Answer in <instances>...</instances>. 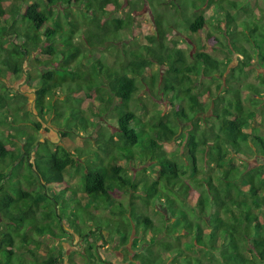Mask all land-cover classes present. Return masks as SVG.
I'll return each instance as SVG.
<instances>
[{
	"label": "trees",
	"instance_id": "16d2710c",
	"mask_svg": "<svg viewBox=\"0 0 264 264\" xmlns=\"http://www.w3.org/2000/svg\"><path fill=\"white\" fill-rule=\"evenodd\" d=\"M210 1L225 23L235 26L225 40L232 49L223 47L242 57L229 70L221 94L211 93L209 86L200 92L197 79L199 72L222 77L221 62L199 44L195 53L177 42L169 45L163 31L166 20L155 23L156 33L146 36V43L130 49L116 37L130 30L131 15L105 14L109 5L119 7L117 0H0V220L7 224L0 230V264H63L39 240L31 245L25 233L65 237L64 220L87 245V264H110L90 240L102 235L103 226L109 234H122L123 240L131 231L143 234L132 242L136 254L129 264H155L163 255L169 264H264V164H248L264 157V135L247 131L257 119L264 122V102L257 100L260 88L249 85V93L243 94L231 85L236 72L245 75L253 65L251 57L264 68V21L238 23L222 2ZM191 13L184 18L185 31L210 38L206 18ZM246 22L251 23L250 35L259 39L250 41L236 32ZM81 28L87 45L79 46L75 37ZM219 36L223 38V31ZM103 41L106 45L99 51ZM240 41L251 46L252 54L238 46ZM113 52L108 63L104 54ZM9 78L25 79L33 89L37 114L54 119L59 138L94 130L93 148L77 147L71 153L61 143L42 141L40 122L27 119L33 115L26 109L27 98L10 92ZM257 78L263 86L264 76ZM145 79L154 96L167 100L168 112L152 111L148 119L136 114L143 104L136 96ZM77 93L89 101L85 113ZM181 123H188L183 131ZM179 128L180 144L166 152L163 138L175 136ZM122 161L156 166L149 169L157 194L151 195L145 180L128 182ZM67 169L78 179L82 202L70 188L58 189ZM129 191L133 193L125 207L115 194ZM134 200L145 208L158 202L157 223ZM72 205L75 211L67 210ZM96 220L100 224L93 226ZM171 243L177 244L175 249Z\"/></svg>",
	"mask_w": 264,
	"mask_h": 264
},
{
	"label": "rangeland",
	"instance_id": "374dc122",
	"mask_svg": "<svg viewBox=\"0 0 264 264\" xmlns=\"http://www.w3.org/2000/svg\"><path fill=\"white\" fill-rule=\"evenodd\" d=\"M119 3V7L113 8V6L109 5L106 9V17H116V18H124L126 15L130 14L133 20V25L130 28L128 32H120L118 33L116 38H119V40H122L126 47H129L130 49L135 48L137 45V42L139 44L146 43V36L148 35H154L156 33L155 31V23L157 22H164L163 24V31L165 36V41L169 45H173L174 42H177V46L181 47L183 50H185L188 53H195L198 49V44L202 46V49L206 51L208 54H210L213 58L221 62L220 69L225 70V74L221 77L217 73L213 74L212 76H207L204 73L199 72L198 80L199 83V91L203 92L205 90L206 86H209L210 92L213 94H221V92H224L226 89V86L224 84V80L229 74V70L231 68H234L238 64V60H242V57L237 55L235 52L232 54L227 53V48L232 49L231 42L228 41V45H226L225 40L228 38V36L231 35V32L229 31L230 28L235 29L234 25L229 22L225 23V17L222 12L216 13L214 6L211 4L210 0H117ZM216 3L222 2L224 6L228 9L229 13L235 18V20L240 23V21H258V23L261 25V21H264V0H214ZM204 2V3H203ZM201 3H203L201 5ZM231 3H236V7H243L245 8V12L241 9H234L231 8ZM198 10L197 12H194L195 9ZM61 9V8H59ZM193 14H199L201 13L206 18V24L208 31L207 34H210V38H205L204 35L200 36L198 34H190L185 31V23L184 18L188 16L191 18L192 13ZM216 14V15H214ZM244 19V20H243ZM187 23V22H186ZM250 22H246L243 24L238 25L237 27V33L240 34V36H246L247 39L250 41L252 38L259 39L256 35H250ZM222 27V29L220 28ZM217 28H220L217 30ZM220 31V33H219ZM223 31V38L219 35ZM84 28H81L77 36L75 37V43L77 45L85 44L87 45L85 41V35ZM229 34V35H228ZM237 35H233L234 38H236ZM118 40V39H116ZM203 40V41H202ZM217 40H221L223 45H220L217 43ZM238 44V43H237ZM106 45L105 41L102 42L101 45H97V49L102 50ZM96 46V44H95ZM227 47L226 50L224 47ZM238 46H243L246 48V51L250 54H252V48L246 41H240ZM126 47L124 49H126ZM127 50V49H126ZM100 54V53H99ZM113 53L104 54L105 60L110 63L112 61ZM35 56V55H34ZM114 57V55H113ZM41 60H44L45 57L40 56ZM86 62H90L91 59L88 57L85 60ZM250 62L253 64L251 67L247 68L245 75L236 74L234 77L236 78L235 81L231 82V85L235 88H239L244 93H249L248 86H256L257 88L261 89V95L257 99L259 101L264 102V85L260 86L258 84V78L257 76L262 74L264 76V68H261L257 65L255 60H251ZM159 68L158 66H154L153 69L157 70ZM144 76H148L146 73ZM147 78V77H145ZM25 79L22 78L20 80H14L9 78L6 80L7 85L10 92L12 94L16 93V91L23 93L27 98V105L26 109L30 112H32L33 115H29L27 119L29 120H35L40 122V130L39 133L41 135L42 141H50L54 144L61 143L65 148H67L71 153L73 150L77 147L82 148H93V138L95 136L94 130H88L87 132L79 130V131H72L69 133L68 137H65L63 139L59 138L58 129L56 128L54 119L51 118L50 115H47L43 118L39 117L37 114V110L35 109V96L33 94V89H31L29 86H27L24 82ZM33 84H36V81L33 82ZM139 92L136 96L138 99H140L139 103H143L139 105V112L136 111V114H139L142 118L148 119L152 113V111L160 110L164 112L169 111L168 102L165 98L162 96H154L152 93H156L154 90L152 92L149 91V82L145 79L140 83L139 86ZM150 92V93H149ZM204 96L202 97L203 102H206L208 93L204 91ZM97 93V92H96ZM252 94L253 92L250 91ZM77 95L82 98L81 103V110L85 113L87 105L89 104V101L83 98V95L80 93ZM81 95V96H80ZM144 105V107H143ZM135 114V113H134ZM201 116H205L204 114ZM90 119L92 121L97 122V118L91 117ZM182 125V131L184 128L188 125V123H181ZM180 131L181 128H179V131L175 136H167L166 138H163L162 144L163 149L166 152H170L173 150H176L178 145L180 144ZM248 132L252 134H258V135H264V122H261V119H257L252 123V127L247 130ZM128 158V157H127ZM234 162L236 164H240L239 160L234 159ZM248 164L251 166L257 165V164H264V157L262 158H252L248 160ZM121 165L123 166L126 180L129 182L128 179H135V180H145L150 185V191H152V196L157 194V185L154 180V176L151 173V170L149 168H152L153 170H156L157 167L154 165H151L150 163H145L143 165L140 164H127L126 161H122ZM72 170L67 169L65 171V181L64 184L58 187V189L66 186L73 190L74 197L79 199L81 202L85 200V197L83 196V193L79 189L78 186V179L75 174L71 173ZM133 191H129L128 194L124 193H116L115 198L118 202L122 203L123 206L127 207V204L130 203V198L132 196ZM155 196V195H154ZM134 205L138 208V210L141 213H144L147 216H151V219L154 221V223H157L158 218L154 215V210L158 211L159 204L158 202H155L153 204H149L147 208L144 207V205L134 200ZM155 206V207H154ZM74 205L68 207L67 210L70 209V211L74 210ZM37 218L41 217V215H36ZM97 219V218H96ZM95 223H98V220H96L94 223H91L93 226H95ZM104 225H108L106 221H103ZM7 224L3 223L0 220V230H4V227H6ZM90 226V225H89ZM79 228H82L81 225H78ZM55 232L61 233L58 231L56 227ZM86 228V227H85ZM62 229H63V236L65 237H56L55 239H50L48 237H37L34 232L29 231L26 234L27 241L32 245V243L35 240H39L40 243L44 244L48 249L54 250L55 254H59L62 257L63 264H87V256L85 249L87 245L84 243L83 240H81L78 235L76 234V230L74 227H72L69 224V220H64L62 223ZM103 233L101 236H96V238H90L91 241H93L96 244V247H98V253L100 255V258L103 260L108 261L110 264H129L130 260L133 259L134 255L136 254V250H134V247L132 246L133 240L136 239H142V233H133L131 231V236L126 240H123L122 234L114 233V235L107 233L108 228L106 226H103ZM115 230V228H114ZM150 239L151 237L149 235L145 236V239ZM146 241V240H145ZM146 243V242H145ZM18 244V242L16 243ZM143 243L140 242L138 244V248L141 247ZM178 245H181V242L178 243ZM158 246V244L156 245ZM172 249H175V246L177 244L171 243ZM30 248V247H28ZM16 250V248H15ZM48 251L47 249H45ZM28 256V255H26ZM38 256V255H37ZM39 257V256H38ZM203 260H208V257L205 255H201ZM171 264L173 262H170ZM155 264H169V262L166 260V255H163L161 259H159V262H155Z\"/></svg>",
	"mask_w": 264,
	"mask_h": 264
},
{
	"label": "crops",
	"instance_id": "0c3cea01",
	"mask_svg": "<svg viewBox=\"0 0 264 264\" xmlns=\"http://www.w3.org/2000/svg\"><path fill=\"white\" fill-rule=\"evenodd\" d=\"M64 179H65V177H64ZM64 183V182H63Z\"/></svg>",
	"mask_w": 264,
	"mask_h": 264
}]
</instances>
